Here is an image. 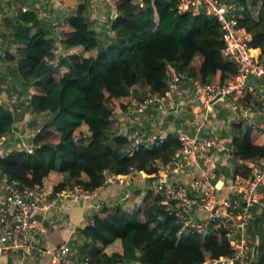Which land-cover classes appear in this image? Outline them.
<instances>
[{"label": "trees", "instance_id": "16d2710c", "mask_svg": "<svg viewBox=\"0 0 264 264\" xmlns=\"http://www.w3.org/2000/svg\"><path fill=\"white\" fill-rule=\"evenodd\" d=\"M114 1L116 15L109 19L114 36L108 41L91 27L85 0L70 4V14L58 18V33H50L45 18L32 10L18 13L12 43L22 84L32 91L26 107L33 115L46 112L50 117L34 128L32 151L14 148L0 157V167L10 178L55 193L74 184L96 190L105 182V169L155 172L156 161H169L181 143L170 132L132 149L129 133L110 130L112 116L127 107L130 88L142 81L150 91L164 93L168 63L179 70L189 68L203 79L235 77V65L221 54V28L215 17L180 12L177 0ZM242 5L239 25L251 33L250 44L264 55V30L259 28L264 0H242ZM75 47L81 52H73ZM16 121L0 104V137L11 135L5 142L15 141ZM258 136L248 127L242 138H234L235 155L264 156ZM64 172L70 180L63 179ZM235 173L248 175L249 169L237 165ZM167 206L150 188L132 189L120 202L101 205L93 221L79 228L88 241L78 249L111 264H198L232 253L233 242L225 230L183 228ZM250 264H264V238L258 258Z\"/></svg>", "mask_w": 264, "mask_h": 264}, {"label": "built area", "instance_id": "2783aa9c", "mask_svg": "<svg viewBox=\"0 0 264 264\" xmlns=\"http://www.w3.org/2000/svg\"><path fill=\"white\" fill-rule=\"evenodd\" d=\"M107 2L116 11L115 1ZM12 7H17L14 2ZM18 8L23 12L32 10L21 5ZM177 8L180 12H205L218 20L223 42L221 54L235 65V77L224 81L214 77L203 79L189 68L179 70L174 63H168L164 93L150 91L138 95L131 87L125 95L127 107L112 116L110 130L113 127L123 130L124 124L133 123L155 103H163L170 111L178 112L182 106L179 100L181 84L188 83L204 111V118L193 133L184 130L176 133L181 145L169 161H156L157 169L152 173L150 189L167 202L168 213L174 215L183 228L204 233L214 229L226 231L228 239L233 242L232 253L206 258L198 264H250L258 258L259 246L264 238V156L248 159V175L218 168L209 156L214 150L224 147V143L216 132L210 130L203 135L201 130L203 124L211 121L215 106L223 104L230 109L236 122L264 132V120H259L264 115V55L250 44L251 37L239 25L242 0H177ZM115 15L116 12L112 17ZM156 137L164 136L160 132L150 140ZM225 147L229 158L243 161L235 155L233 143ZM32 149L33 145L26 148L27 151ZM7 154L0 145V157ZM103 173L104 184L110 178L123 180L128 176V173H114L108 169ZM0 181L4 192L0 204V256L11 249H30V231L39 226L35 217L38 209H49L60 198L91 200L96 192L74 184L53 195L39 185L29 186L17 178H10L1 167ZM257 215L260 218L255 224L253 220ZM50 264L111 263L95 261L65 240L50 252Z\"/></svg>", "mask_w": 264, "mask_h": 264}, {"label": "crops", "instance_id": "0c3cea01", "mask_svg": "<svg viewBox=\"0 0 264 264\" xmlns=\"http://www.w3.org/2000/svg\"><path fill=\"white\" fill-rule=\"evenodd\" d=\"M16 1L19 4L28 3L30 6L34 4V0ZM76 1L77 0H65L64 2L69 6ZM247 1L250 2V0ZM85 2L89 12H94L97 16V13L100 12L98 0H85ZM9 4V0H0V15L3 14V20L2 18L0 20V81L6 77H12L14 83L18 84V87H14L18 88L21 92L20 94H22V98H20L17 103L18 107L20 105L27 108L26 104L32 91L31 87L26 88L23 86L24 89H21L22 78L17 68V59L14 55V44L12 43L16 16H14L12 11H8L7 6H9ZM97 4L98 6H96ZM109 6L110 11L108 20L116 12L110 4ZM241 10L239 13H241ZM1 21L3 22L1 23ZM94 21L95 23H99L96 19ZM49 24L50 23L47 22L48 28ZM97 27L98 26L95 25L93 28L96 29ZM259 28L264 30V20ZM247 34L251 37V33L247 32ZM8 53L13 55L12 59L8 57ZM213 77L219 79L217 76ZM181 85L179 100H181L182 106L178 112L170 111L163 103H155L149 106L148 110L143 115L134 119L133 123L130 121L123 125V127L128 125L129 136L134 141L131 142V145H133L132 149L136 148L140 143L150 142L154 134H159L161 132V136H166L170 132L177 133L181 130L193 133L195 128L201 124L204 118V111L198 100L195 99L192 87L186 82ZM132 88L138 95L150 92L149 86L142 81L135 84ZM2 90L3 89L0 87V96H2ZM3 91L5 97L3 99L6 102V100L10 99V96L7 90ZM36 116L40 119L36 120ZM32 117H35L36 123L32 127V134H29L31 138L34 128L44 124L49 119L50 114L43 112L40 115H33L26 110L23 118L20 120L17 118L15 123L13 131L15 132V142H18V140L20 141V139L25 142L20 125L24 121H29ZM259 120H264V115ZM113 130L117 131L119 129L118 127H113ZM210 130L216 132L224 143V147L214 150L211 156H209V159H211L218 168H225L228 171L235 172V167L237 165L242 167L246 164L248 159H242L243 161L240 162L233 158H229L227 155L228 151L225 146L231 143L234 144V138H242L247 131V127L233 119L232 112L227 106L223 104H217L215 106V112L211 117V121L202 125L201 133L204 135ZM257 132L259 136L256 141L263 144L264 132L261 130H257ZM5 137L8 139L11 135L9 134ZM31 138H28L26 143L32 144ZM7 143L8 142H6V144ZM152 173H147L144 170H130L126 179L119 180L110 178L105 184L95 190V195L91 200L80 201L71 198H60L57 200V203L49 209H38L35 213V217L39 221V226L37 229L30 231V249L28 251L19 249L8 250L5 254L0 256V264H50V252L59 243L67 240L71 244L76 243L73 244V247H81L88 239L79 232V228L93 221V215L98 208L103 204H111L114 200L122 199L124 195L132 189L140 188L143 191L147 190L151 187ZM189 176L190 173L187 177ZM62 177L64 180H70L68 172H64ZM82 177L85 178L86 174L82 173ZM53 195H55V193H53ZM3 197L4 192L0 181V204L3 201ZM201 215H203V213H201ZM130 263L137 264V262Z\"/></svg>", "mask_w": 264, "mask_h": 264}, {"label": "rangeland", "instance_id": "374dc122", "mask_svg": "<svg viewBox=\"0 0 264 264\" xmlns=\"http://www.w3.org/2000/svg\"><path fill=\"white\" fill-rule=\"evenodd\" d=\"M9 1H10V4L9 6H7V9L8 11H12L14 16L16 17L18 13L21 11V9L18 8L20 5L22 7L23 6H26L28 8L31 7L35 14H37L41 18H45L46 22L50 23L49 24L50 33L53 32L54 29H56L55 23L57 22L58 18L68 15L71 12V10L69 9V6H67L66 3L64 2L65 0H34V4L31 6L28 3L19 4L16 0H9ZM106 1L107 0H98V3L101 8L99 7L100 12L97 13V16L95 15L94 12L92 13L89 12V9H87V7H86L85 15L89 19L91 27H95V25L98 26L96 30L99 33V36L103 40L108 41L114 36V31L110 29L111 24H110V21L108 20L110 6ZM13 2L17 6L16 8L12 7ZM96 6H98V4ZM1 16L3 20V14ZM95 19L98 20L99 23H95L94 21ZM2 22L3 21H1V23ZM59 31H60V28H59ZM58 44H59L58 46L61 45L60 43ZM75 51L81 52L80 47H75V49H73V52ZM13 83H14V80L12 79V77H6L0 81V87L3 90H7L10 96V99L6 100L5 102V100L3 99L5 98L3 95L4 91L2 90L1 92L2 96H0V99H1L0 103H3L5 106H7L14 113V115L20 120L21 118H23L27 108H25V106H20V105L18 107L17 103L19 99L22 98V94H20L21 92L18 88L14 87V86H17L18 84L16 83L13 84ZM21 89H24L23 84H21ZM35 123H36L35 117H32V119H29V121H24L23 123H21L20 128H22L23 138L25 139V142H23L20 139V141L18 140V142L12 141L6 144L5 142L6 139L4 137L0 138V143L2 142L0 145H2L3 150L5 152H9L10 150L14 148L26 149L27 147H31L32 145L26 143V141L28 138H31L29 134L30 133L32 134V131H33L32 127L35 125ZM131 142H134L133 139H131ZM131 147H133V145H131ZM72 244H76V243H72ZM130 264H133V263H130Z\"/></svg>", "mask_w": 264, "mask_h": 264}, {"label": "water", "instance_id": "95a60500", "mask_svg": "<svg viewBox=\"0 0 264 264\" xmlns=\"http://www.w3.org/2000/svg\"><path fill=\"white\" fill-rule=\"evenodd\" d=\"M59 26L57 25L56 26V32L58 33L59 32ZM123 132H124V134L125 135H127V133H128V125H125L124 127H123Z\"/></svg>", "mask_w": 264, "mask_h": 264}]
</instances>
